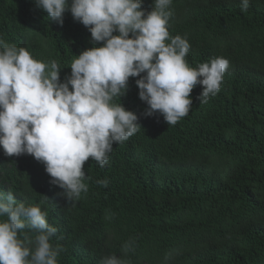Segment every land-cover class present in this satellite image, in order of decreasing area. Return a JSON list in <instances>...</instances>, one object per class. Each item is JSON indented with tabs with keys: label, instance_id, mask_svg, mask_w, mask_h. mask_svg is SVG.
I'll return each instance as SVG.
<instances>
[{
	"label": "trees",
	"instance_id": "16d2710c",
	"mask_svg": "<svg viewBox=\"0 0 264 264\" xmlns=\"http://www.w3.org/2000/svg\"><path fill=\"white\" fill-rule=\"evenodd\" d=\"M142 7L151 11L153 0ZM171 10L168 30L187 37L190 68L216 57L230 61L207 103L197 99V85L189 113L168 125L158 112L144 115L139 77H130L120 103L141 128L113 144L104 167L91 157L85 162L88 192L74 202L50 183L42 162L0 148V191L48 212L62 237L53 243L67 249L59 264H100L122 255L130 238V264H163L169 252L170 264H264V0H251L247 12L241 0H173ZM0 38L36 60L58 61L62 82L76 56L102 46L70 11L61 26L35 0H0ZM105 179L107 187L97 183Z\"/></svg>",
	"mask_w": 264,
	"mask_h": 264
},
{
	"label": "clouds",
	"instance_id": "9594fccd",
	"mask_svg": "<svg viewBox=\"0 0 264 264\" xmlns=\"http://www.w3.org/2000/svg\"><path fill=\"white\" fill-rule=\"evenodd\" d=\"M153 2L154 8L146 11L142 0H35L61 26L70 11L94 43L102 42L71 61V74L63 82L58 61L36 60L26 48L0 38V148L6 156L28 154L42 162L50 183L69 202L88 192L85 162L91 157L104 167L113 144L141 128L137 115L120 103L130 77H139L138 96L148 105L144 115L158 112L168 125L189 113L197 85L202 86L201 103L220 91L230 61L216 57L190 68L187 37H173L168 30L173 0ZM250 3L241 0V12ZM97 183L107 187L109 181ZM47 217L39 205L26 206L11 190L0 191V264H59L67 249L53 243L62 237ZM135 248L136 240L130 238L122 255H106L100 264H130L126 257ZM173 259V252L166 253L163 264Z\"/></svg>",
	"mask_w": 264,
	"mask_h": 264
}]
</instances>
